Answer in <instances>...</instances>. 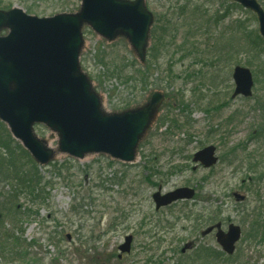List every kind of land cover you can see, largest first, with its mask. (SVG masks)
<instances>
[{
	"label": "rangeland",
	"instance_id": "1",
	"mask_svg": "<svg viewBox=\"0 0 264 264\" xmlns=\"http://www.w3.org/2000/svg\"><path fill=\"white\" fill-rule=\"evenodd\" d=\"M226 1L147 0L155 16L154 27L159 19L169 22L158 59L148 57L144 66L151 64L147 91L133 90L117 74L118 67L129 63L130 53L134 56L125 39L109 43L84 29L81 65L108 112H121L128 104L140 106L156 92L164 93V104L133 165L108 167L101 156L69 158L71 170L63 172V177L53 174L51 164L39 166L44 180L51 182L46 190L49 198L39 206H32L25 196L20 198L21 211L29 207L33 215L17 224L6 221V230L1 231L21 237L26 255L11 260L0 254V264H190L199 260L200 248L219 252L220 247L214 234L202 236L206 223L196 228L194 221L186 219L189 210L203 213L205 219L217 215L224 230L230 223L242 228L231 261L218 259L216 264H264V165L258 168L259 174L249 170V155L262 159L264 150L263 135L250 138L264 118L255 108L264 99V56L255 57V50L243 41V35L258 30V24L244 12H235L209 28L194 21L200 17L194 14L195 5H205L206 18H213L218 5ZM258 1L264 6V0ZM80 5L81 0H0V9L17 7L40 18L77 13ZM184 6L190 12L186 16L180 15ZM191 15L193 20L188 18ZM238 21L245 23V31L235 30ZM237 65L250 68L258 78L251 99L232 98ZM174 120L178 121L175 128ZM37 132L56 145L47 129ZM210 145L217 147L219 157L235 146L245 151L236 159L221 160L212 171H194L193 155ZM66 160L62 156L54 163ZM147 162L148 168L159 173L152 175L145 168ZM124 176L122 185L112 183ZM159 187L164 193L194 187L197 198L158 212L152 196ZM0 192L12 194L11 183L1 180ZM235 193L246 200L236 202ZM114 212L115 217H126L111 228ZM254 224L259 232L251 239L248 235ZM127 235L134 236L132 252L121 260L118 247Z\"/></svg>",
	"mask_w": 264,
	"mask_h": 264
},
{
	"label": "water",
	"instance_id": "2",
	"mask_svg": "<svg viewBox=\"0 0 264 264\" xmlns=\"http://www.w3.org/2000/svg\"><path fill=\"white\" fill-rule=\"evenodd\" d=\"M259 16L264 36V12L255 0H233ZM154 15L145 0H81L77 13L37 17L20 8L0 10V121L12 137L40 166L61 156L84 160L106 155L122 163L137 160L140 143L155 122L164 95L155 93L143 106L110 113L101 95L80 63L85 46L83 29L89 27L109 42L126 39L137 60L144 64L151 43ZM233 98L253 95L254 79L248 68L236 67ZM43 125L57 137L56 147L39 137ZM216 148L209 146L194 155L193 162L210 169L218 163ZM192 188H179L166 195L154 194L156 209L180 200H193ZM237 201L245 197L235 195ZM214 230L223 250L233 255L241 228L230 225L227 232L217 224ZM133 237L120 247L130 253Z\"/></svg>",
	"mask_w": 264,
	"mask_h": 264
},
{
	"label": "trees",
	"instance_id": "3",
	"mask_svg": "<svg viewBox=\"0 0 264 264\" xmlns=\"http://www.w3.org/2000/svg\"><path fill=\"white\" fill-rule=\"evenodd\" d=\"M204 6L205 5L203 4L201 6H194V14L199 13L200 15V17L194 21L201 22L207 28H209L212 24L219 25L220 23H222L231 14V12H234V7L242 9L237 4L228 5V2L221 3L220 9H218L216 15L213 18H206V11L204 9ZM11 8L12 7H8L7 9ZM187 14H190V12L188 13V11L185 10V6L182 7L180 9V15L186 16ZM188 18H191L193 20L192 15ZM164 22V19L163 21L159 19L157 25L152 30L153 46L150 48L149 57L154 61H156L160 55L159 47L164 46L163 40L165 39V34L169 28V22H167L166 24H164ZM247 35L248 36L245 40L248 41V46L252 44V46L257 50L256 52L258 54H264V42L260 38V36L258 34L250 32L247 33ZM254 35L256 36L254 37ZM223 37H225V34H223ZM231 40V42H233V38H231ZM127 61L129 62L127 63V65L123 64L122 66L118 67L121 68V70L117 72V74L125 78V84L130 85L133 90L141 89L142 91H147L148 81L151 74V64H149L148 67L143 66L142 69L141 65L136 61L135 57L132 56L131 53L130 58L127 59ZM127 67L129 68L128 71H126ZM261 101L262 103L260 104V106L261 108H264V100ZM128 107H130V104H128ZM230 120H232V118ZM173 124L174 128L177 127L178 121L174 120ZM258 135L264 136V124L259 125L255 133L253 134V137ZM263 145L261 147L262 150ZM244 151L245 149H242L239 146H235L232 149L228 150V153L225 154L222 159L224 161L228 158L236 159L239 157V154L243 153ZM262 153V159L261 157L257 158L254 155H249V170L253 172L252 174H259L260 171L258 172V168L264 165V150L262 151ZM100 158L104 159L105 157ZM104 160L107 161L108 167H113L118 164L116 162L110 161L107 158H105ZM71 163L72 160L67 159L63 164H60L58 162L51 164L53 174L59 177H63V172H69V170H71ZM146 169H149L152 175L159 173L158 171H155L148 167H146ZM125 179V176L121 179L115 177L112 183L122 185ZM1 180H6L7 182L11 183L13 193L8 194L0 192V254L6 259L10 257L11 260H14L16 258H20L19 256L21 255H26L24 249L21 247L22 238L16 237L14 234H11V232H2L1 230L5 229L4 225L6 221H11L12 223L17 224L20 222H24L25 219H28L33 215L31 208L27 207L25 210L21 211L20 206H18L17 203L22 196H25V198H27L32 206L45 204L46 200L49 198V193L46 192V190L47 188L51 187V182H47L44 180V177L41 175L39 166L31 158L29 153L26 152L18 142L13 140L8 129L4 124L0 122V181ZM64 180L69 179L67 177H64ZM148 181L149 180L147 179V182ZM73 210L75 211L76 208L73 207ZM115 214L116 212L111 213V218L109 221V225L111 228H113L112 225L116 227L119 218L126 217H115ZM186 219L194 221L196 223V228H199L202 226L203 222L206 223L204 224L206 227L214 225L217 222L218 217L217 215H213L205 219L204 215L194 214V212L191 211L190 214H186ZM258 232L259 229H257L256 224H254L251 228V231L249 232L248 237L254 239L257 236ZM198 253L200 256L199 260L193 263L190 262V264H195L199 261H201L200 264H216L217 261L215 260L218 259H225L230 261L232 259V257H228L223 252H217L212 248H200ZM236 260L238 261V259ZM182 264L189 263L183 262Z\"/></svg>",
	"mask_w": 264,
	"mask_h": 264
},
{
	"label": "flooded vegetation",
	"instance_id": "4",
	"mask_svg": "<svg viewBox=\"0 0 264 264\" xmlns=\"http://www.w3.org/2000/svg\"><path fill=\"white\" fill-rule=\"evenodd\" d=\"M260 3V2H259ZM260 5H261V7H262V9H263V11H264V6L260 3ZM236 12L239 14L240 12H244V11H242V10H236ZM244 13H246L247 15H251L254 19H255V21H256V23L258 24V30H255V31H253V33L254 34H258L259 35V33H260V23H259V16L257 15V14H255V13H253V12H251V13H249V12H244ZM236 31H238V33H239V31H242L241 30V21H238L237 22V30ZM244 37H245V34L243 35ZM244 37H243V41L245 40L244 39ZM246 38V37H245ZM255 81H257L256 79H255ZM124 258V257H123ZM122 258V259H123Z\"/></svg>",
	"mask_w": 264,
	"mask_h": 264
}]
</instances>
